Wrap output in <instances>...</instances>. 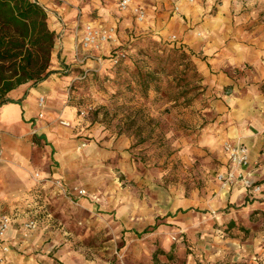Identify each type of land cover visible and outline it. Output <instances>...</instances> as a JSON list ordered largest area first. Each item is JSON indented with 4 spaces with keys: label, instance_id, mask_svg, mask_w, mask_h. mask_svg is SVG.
<instances>
[{
    "label": "crops",
    "instance_id": "0c3cea01",
    "mask_svg": "<svg viewBox=\"0 0 264 264\" xmlns=\"http://www.w3.org/2000/svg\"><path fill=\"white\" fill-rule=\"evenodd\" d=\"M33 1L45 11L55 43L48 77L34 86L27 83L13 89L7 94L11 102L0 106V214L8 215L11 221L4 241H0V264H94L75 254L58 233L51 232L57 220L55 215L66 203L64 194L37 181L35 173L41 178L61 180L66 193L81 205L96 204L102 210L110 209L121 221L146 210L142 205L147 203L145 198L137 200L118 187L110 191L102 177L93 179L91 165L97 164L111 141L103 126L86 128L80 123L75 106L67 102L73 81L109 71L113 67L109 63L111 53L122 41H131L140 34L175 36L176 42L171 46L190 55L208 97L206 124L199 129V149L192 152L199 157L195 174L199 195L196 190L188 198L173 201L172 190H159L155 198L160 201L158 207L165 210L163 218L177 220L185 216L187 222L190 215L199 214L200 220L209 219L214 213L212 224L229 221L257 231L252 217L264 216V166L260 165L264 153V0H195L191 4L187 0H132V7L145 12L141 22L131 8L120 10L119 0ZM175 6L178 11H174ZM88 24L114 27V41L100 50L77 51ZM84 55L93 58L82 59ZM40 97L45 99L42 118H38ZM56 119L67 120L72 127L60 126L54 122ZM81 134L92 136L83 150L77 149L81 141L77 136ZM224 142L247 149L250 164L246 172L261 182V194L251 196L241 184L222 188L216 181L217 173L231 169L222 150ZM128 143L121 136L115 148L125 153ZM185 153L181 152V160L188 166ZM122 156L119 166L130 173L126 156ZM80 189L85 190L83 196L77 194ZM153 206L156 210V204ZM29 215L41 216L37 228L44 239L21 238V225ZM211 231L209 225L205 229L199 223V232ZM263 243L264 233L258 241L230 240L228 246L214 248L229 247L234 250V259H241L249 258L253 249L262 253ZM4 245L8 247L6 253L2 251ZM208 246L199 240V258L209 260ZM38 249L40 254H35ZM172 253L179 254L184 262L192 260L182 255L181 245L173 241L168 256Z\"/></svg>",
    "mask_w": 264,
    "mask_h": 264
},
{
    "label": "rangeland",
    "instance_id": "374dc122",
    "mask_svg": "<svg viewBox=\"0 0 264 264\" xmlns=\"http://www.w3.org/2000/svg\"><path fill=\"white\" fill-rule=\"evenodd\" d=\"M151 41L157 42L159 47H171L170 38L149 33L135 36L131 41H122L118 49L126 51L125 61L105 73L89 78L79 77L69 86L67 97V102L75 106L79 122L86 128L103 126L107 139L111 141V145L99 156L97 164L91 165L93 179L102 177L103 181H107L110 191L114 192L118 187L126 195H134L137 200L145 198L147 203L142 205L146 210L141 213L136 210L131 219L124 218L121 221L110 209L102 210L96 204H92V207L81 205L66 193L61 180L41 178L35 173L37 181L51 185L64 194L66 203L61 205V210L55 215L57 220L51 232L58 233L64 244L71 245L70 249L75 254L94 264H264V243L261 244L262 253L253 249L249 258L241 259H234V250L229 247L225 250L214 248L228 246L230 240L238 243L248 239L258 241L259 236L264 233L263 215L252 217L257 231L229 221L219 225L212 224L214 213H211L209 219L205 217L200 220L199 214H193L187 222L185 216L177 220L163 218L165 210L158 207L160 201L155 198L159 195V190H172L173 201L188 198L196 190L199 195V180L195 175L199 170V157L192 152L194 148L199 149V129L206 124L208 97L201 80L193 72L183 76L174 74L179 86L170 95L162 91H149L143 97L137 91L129 90L126 85H133V82L127 71L133 69L135 63L154 65L152 55L146 50ZM157 53L160 55L161 50ZM191 62L193 63L192 59ZM171 78L162 76V87ZM185 91L187 94L180 96ZM185 99L190 100L189 105H184ZM54 122L65 128L72 127L67 120L56 119ZM62 122L68 125H63ZM121 136L129 140L125 153L115 148L118 146L116 141ZM77 138L81 139L77 147L79 150L85 149L92 140L91 134H81ZM181 152L185 153L183 155L187 156L186 160L190 165L187 166L181 160ZM122 155L126 156L125 162L132 169L130 173L122 171L121 164L119 166ZM248 180L247 186L242 183L235 185L245 186L251 196L261 194V182L253 180L252 174L248 176ZM55 181H60L62 187H57ZM219 185L226 189L234 186ZM139 205L141 204L138 203ZM147 211L149 213L145 214ZM39 218L29 215L25 221H34L33 229H25V222L22 223L20 235L24 241L44 239L38 233ZM199 223H203L205 229L209 225L212 231L199 232ZM199 240H204L209 245L206 253L209 260L199 258ZM171 241L181 245L182 255L192 260L184 262L177 253L168 256ZM39 251L41 249L36 250L35 254H40Z\"/></svg>",
    "mask_w": 264,
    "mask_h": 264
},
{
    "label": "trees",
    "instance_id": "16d2710c",
    "mask_svg": "<svg viewBox=\"0 0 264 264\" xmlns=\"http://www.w3.org/2000/svg\"><path fill=\"white\" fill-rule=\"evenodd\" d=\"M54 43L55 35L47 27L46 13L36 1L0 0V106L11 102L7 94L13 89L27 83L34 86L48 77ZM159 46L151 41L146 49L154 65L135 63L133 69L127 71L133 82L126 85L129 90L143 97L149 91L170 95L179 86L174 74L183 76L193 72L201 80L188 53L174 46ZM158 50H161L160 55ZM162 76L172 77L165 87H162ZM186 94L187 91L180 96ZM189 103L190 100L185 99L184 105Z\"/></svg>",
    "mask_w": 264,
    "mask_h": 264
},
{
    "label": "built area",
    "instance_id": "2783aa9c",
    "mask_svg": "<svg viewBox=\"0 0 264 264\" xmlns=\"http://www.w3.org/2000/svg\"><path fill=\"white\" fill-rule=\"evenodd\" d=\"M188 3H194L195 0H187ZM118 7L122 11L132 9L133 13L139 22L145 19V12L137 7H132V0H119ZM174 11H178V7L175 6ZM116 30L114 27H104L102 25H91L88 24L84 27L80 39L77 43V51H88V50H100L104 45L114 41ZM171 44L176 42V37H170ZM174 46V45H172ZM175 47V46H174ZM90 55H84L82 59H91ZM127 58V53L123 49H116L109 56V63L111 66H117ZM38 107L40 112L38 118L43 117V106L45 99L40 97L38 99ZM63 125H68L66 122H62ZM222 150L228 162L231 165V169L226 172H219L216 174V180L224 187H230L236 183H242L248 185V176L250 173L246 172L247 167L250 164L248 151L245 147L240 145H233L229 142H224ZM264 152V151H263ZM2 160V151L0 149V161ZM260 165L264 166V153L263 159ZM54 184L57 187H62L60 181H55ZM258 190V189H257ZM78 196H83L85 191L80 189L77 191ZM10 217L6 214H0V241L3 242L5 235L10 226ZM25 229H33L35 227L34 221H28L23 224ZM2 250L6 252L8 247L4 245Z\"/></svg>",
    "mask_w": 264,
    "mask_h": 264
}]
</instances>
